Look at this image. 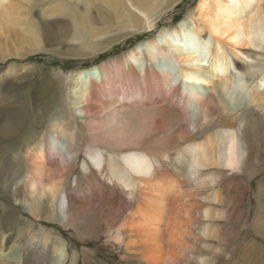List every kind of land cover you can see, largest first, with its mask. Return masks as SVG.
<instances>
[{"label":"bare ground","instance_id":"6f19581e","mask_svg":"<svg viewBox=\"0 0 264 264\" xmlns=\"http://www.w3.org/2000/svg\"><path fill=\"white\" fill-rule=\"evenodd\" d=\"M94 1L113 12L116 26L93 25L87 13ZM83 2L85 13L72 8L73 30L88 44L110 31H150L165 9V0ZM21 5L0 0V59L41 47L37 26ZM193 11L126 52L121 73L112 71L116 63H103L65 75L72 107L90 116L84 124L92 144L69 177L78 133L63 113L49 121L45 134L19 137L11 157L0 163V198L27 204L40 218L39 231L48 233L38 241L26 236L17 244L21 252L15 251V240L5 234L10 226L21 228L7 210L0 264H107L95 260L107 246L119 264H246L247 236H264V177L256 182V214L243 233L250 181L264 169V0H198ZM92 81L107 91L118 84L121 93L144 94L146 100L119 103V110L98 120L96 113L113 102L94 109ZM52 82L62 84L58 77ZM151 86L164 94L162 100L153 99ZM22 109L13 106L7 115L18 124ZM216 111L234 120L206 125ZM25 228L30 234L31 226Z\"/></svg>","mask_w":264,"mask_h":264},{"label":"rangeland","instance_id":"374dc122","mask_svg":"<svg viewBox=\"0 0 264 264\" xmlns=\"http://www.w3.org/2000/svg\"><path fill=\"white\" fill-rule=\"evenodd\" d=\"M13 1L24 5L29 10L28 14L37 26L41 47L36 51H29L21 56L8 55V57L0 59V163L11 157V152H13V148L18 144L20 136L28 137L29 135L45 134L49 121L53 118H58L63 113L67 117L69 124L78 133L76 141V145H78V157L74 156V162L68 169L71 171L69 177L73 175L74 170L79 167L82 160L86 159L83 150L91 145L92 142L86 138L89 131L87 124H84L85 120H88L90 116L79 115L72 107L70 100L66 96L70 81L66 78L68 76L65 75L84 68V66L91 64L101 66L103 63H107L105 65L109 67V63H116L119 68L112 71L121 73V70H125L126 68V66L121 65V61L124 58L122 56L126 52L139 47L140 42L151 39L157 34L160 27L165 26L167 29H171L176 26L189 12L195 10L198 2V0H165V9L156 18L154 27L150 31H141L139 33L128 32L127 34L126 31L122 30L110 31L101 35V37L90 38L88 40L89 45L85 43V40H79L74 36L73 30V14L71 11L73 8L79 14L85 13V2L83 0H31L26 3L21 0ZM87 15L93 22V25L99 28L107 26L113 27L117 24L113 12L101 1L91 3ZM110 39L112 41L107 43V40L109 41ZM3 41L4 37L2 35L0 36V43H3ZM237 49L241 51L242 47H238ZM25 50L27 49L25 48ZM124 72L126 73L127 71ZM62 76L65 77L61 78ZM53 77L60 78L62 84L53 85ZM18 84L22 86L19 89L16 86ZM91 85V91L94 93L95 98L90 103L94 107L95 105L101 106L105 101L113 102L109 107L103 108L100 113H96L98 120H101L102 116L111 110H119L121 105L119 103L123 102L125 106L132 102L139 103L141 100H146V95L144 94L136 98L135 95L129 92L128 94L125 92L121 93V87L118 84L114 85L111 91H107L106 88L99 86L100 84L95 81H92ZM23 87L24 89H22ZM155 88V86L150 87V91L154 97L153 99L159 100L164 98V94ZM22 91H24V94H22ZM21 104L25 117L20 120L18 119V124H16L7 113L11 107ZM262 108L264 107L262 106ZM94 109L99 110L97 107ZM262 110L255 108V112H258V114H261ZM230 117L231 115H223L216 111L213 114L212 120L206 125L216 126L222 122H232L234 119ZM249 121L251 123L249 124L248 122V127L252 130L255 121L254 119H250ZM104 131L105 129L102 128L101 130H96V133L102 134ZM263 177L264 169L261 173L255 174L250 181L251 184L249 183L251 186L250 205L243 233L249 231L255 217L257 210V206H255L257 204L254 201L256 200L255 197H257L256 182ZM259 200V203H262V208L264 209V193L260 195ZM7 210L14 211L16 224L21 228V231L18 232L16 228L10 226L11 230L7 234L4 233L7 236L11 235L10 241L15 240V251L21 252L17 244L23 243L26 240V236L33 234L35 237L34 241H38L40 235L48 233L47 229L44 231L41 230L42 232L39 231V227L36 225L39 223L35 221L40 222V218L36 219L30 214L28 205L19 204L13 198L10 200H1L0 198L1 225L3 219H5ZM51 224L55 226L57 223L52 221ZM27 225L32 228L30 234L25 232ZM237 226L238 224L231 229L229 236L236 230ZM242 236H239L235 240L236 242L229 253L230 257L238 250V245L243 240ZM245 241L247 243L250 241V247L247 249L248 261L246 264H260V258L264 257V236L259 231L256 233L253 232L247 236ZM100 242L101 240L97 241L96 245H100ZM97 252L99 256L97 254L96 261L101 260L107 264H119L120 262L117 252L111 246L101 247ZM30 259L31 257H29V261Z\"/></svg>","mask_w":264,"mask_h":264}]
</instances>
